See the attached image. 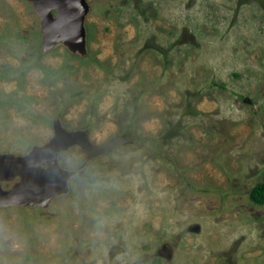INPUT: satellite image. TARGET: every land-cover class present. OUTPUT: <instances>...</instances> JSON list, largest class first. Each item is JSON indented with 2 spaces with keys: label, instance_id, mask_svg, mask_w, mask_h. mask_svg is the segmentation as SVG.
I'll list each match as a JSON object with an SVG mask.
<instances>
[{
  "label": "rangeland",
  "instance_id": "374dc122",
  "mask_svg": "<svg viewBox=\"0 0 264 264\" xmlns=\"http://www.w3.org/2000/svg\"><path fill=\"white\" fill-rule=\"evenodd\" d=\"M86 1L81 54L0 0V152L57 119L124 138L60 152L46 207H0V264H264V0Z\"/></svg>",
  "mask_w": 264,
  "mask_h": 264
},
{
  "label": "water",
  "instance_id": "95a60500",
  "mask_svg": "<svg viewBox=\"0 0 264 264\" xmlns=\"http://www.w3.org/2000/svg\"><path fill=\"white\" fill-rule=\"evenodd\" d=\"M27 1L39 16L44 49L62 43L70 51L84 54V21L89 8L86 0ZM53 129L54 135L47 142L33 145L22 155L0 152V207H46L52 198L68 190V179L75 173L60 165V152L78 144L85 149L88 160L124 141L121 137L94 145L88 137V129L68 130L58 119Z\"/></svg>",
  "mask_w": 264,
  "mask_h": 264
},
{
  "label": "trees",
  "instance_id": "16d2710c",
  "mask_svg": "<svg viewBox=\"0 0 264 264\" xmlns=\"http://www.w3.org/2000/svg\"><path fill=\"white\" fill-rule=\"evenodd\" d=\"M249 196L254 203H264V182L256 183L250 190Z\"/></svg>",
  "mask_w": 264,
  "mask_h": 264
}]
</instances>
